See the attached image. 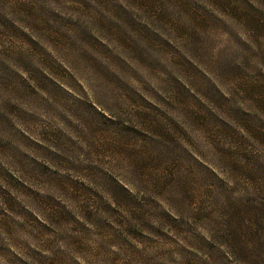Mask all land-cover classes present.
Returning <instances> with one entry per match:
<instances>
[{"label":"rangeland","instance_id":"rangeland-1","mask_svg":"<svg viewBox=\"0 0 264 264\" xmlns=\"http://www.w3.org/2000/svg\"><path fill=\"white\" fill-rule=\"evenodd\" d=\"M0 264H264V0H0Z\"/></svg>","mask_w":264,"mask_h":264},{"label":"trees","instance_id":"trees-1","mask_svg":"<svg viewBox=\"0 0 264 264\" xmlns=\"http://www.w3.org/2000/svg\"><path fill=\"white\" fill-rule=\"evenodd\" d=\"M247 15V14H246Z\"/></svg>","mask_w":264,"mask_h":264}]
</instances>
